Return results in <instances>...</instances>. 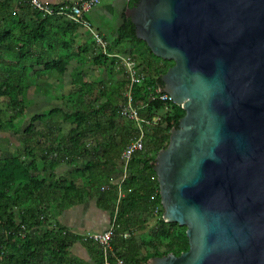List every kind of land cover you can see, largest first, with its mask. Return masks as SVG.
<instances>
[{
    "label": "trees",
    "instance_id": "obj_1",
    "mask_svg": "<svg viewBox=\"0 0 264 264\" xmlns=\"http://www.w3.org/2000/svg\"><path fill=\"white\" fill-rule=\"evenodd\" d=\"M135 1L130 0L128 6ZM72 4L50 6L56 14L43 15L32 7L31 0H0V132L20 134L22 145L16 153L0 157V264H103L95 244L82 242L81 235L57 221L61 211L83 203L85 197L95 199L98 208L110 211L115 218L113 251L125 264H148L151 258L170 253L179 256L189 249L187 228L164 221L153 162L158 152L167 147L171 131L185 112L174 102L159 100L163 89L161 76L173 61L156 57L145 42L138 40L130 19L123 21L115 35L116 43L127 42L134 50V46H139L137 54H126L145 74V79L132 87L144 129V149L132 155L128 174L118 185L111 183L107 172L116 169L118 162L122 169L124 149L138 133L134 122L128 121L126 127L118 125L119 120H124L120 106L129 85L125 74L109 89L103 81L81 83L76 97L68 99L73 102L70 112L52 108L33 115L22 126L21 116L28 105L26 95L41 75L36 67H42L44 73L62 76L72 61L83 63L89 51L85 47L75 56L69 50L68 36L79 25L59 13L68 12ZM57 17L62 19L60 25L54 23ZM89 46H95L94 42ZM37 49L45 50L47 55L36 54ZM56 49L59 54L53 55ZM108 52L114 54L110 46ZM157 59L162 63H156ZM90 62L110 71L116 66L115 59L102 53H95ZM57 113L58 118L71 125L67 134L55 138L54 147L39 152L31 149L28 142L34 136V123ZM54 127L60 129L57 124ZM88 141L91 147L86 145ZM76 157L87 160L70 173L71 177L56 174L61 165L72 166ZM119 189L123 194L120 199ZM158 208L161 212L145 240L137 243L122 238L124 233L132 234L135 226L147 224L146 219L137 220V216L153 217ZM77 241L85 245L92 262L71 253ZM142 248L152 251L141 255ZM160 248L164 250L159 251Z\"/></svg>",
    "mask_w": 264,
    "mask_h": 264
},
{
    "label": "water",
    "instance_id": "obj_2",
    "mask_svg": "<svg viewBox=\"0 0 264 264\" xmlns=\"http://www.w3.org/2000/svg\"><path fill=\"white\" fill-rule=\"evenodd\" d=\"M126 16L173 61L162 91L185 112L153 170L189 249L148 264H264V0H136Z\"/></svg>",
    "mask_w": 264,
    "mask_h": 264
},
{
    "label": "rangeland",
    "instance_id": "obj_3",
    "mask_svg": "<svg viewBox=\"0 0 264 264\" xmlns=\"http://www.w3.org/2000/svg\"><path fill=\"white\" fill-rule=\"evenodd\" d=\"M101 4H104L105 0H100ZM120 46L122 50H124L125 54L132 52L133 54H137L139 46H134L135 50L133 49V45L127 42L123 43H115L114 47ZM144 46V45H142ZM141 46V47H142ZM120 49V50H121ZM133 49V51H132ZM143 49V47H142ZM92 54H86L84 58L83 65L81 66V70L75 67V64L72 62L69 65V69L66 74L59 76L58 74H50L46 73V81H43L42 87L40 84L35 85V87H30L26 98H31L34 95V100L27 105V108L24 114L21 116L23 118L22 126L28 124L29 119L31 116L39 113H46L52 108H61L64 112H70L72 110L73 102L69 101V97L75 98L76 92L79 89V86L83 82H89L95 84L98 81H103L106 87L109 89V86L114 85L119 80L123 78V75L120 74L116 68L113 71H110L108 68H96L90 62ZM157 63H162L160 60H155ZM117 66V65H116ZM112 70V69H111ZM79 72V74H78ZM96 85L93 87V95L97 93V89H95ZM37 88V89H36ZM95 89V90H94ZM36 94V95H35ZM39 94L42 95L38 96ZM72 95V96H70ZM30 100V99H29ZM31 102V101H30ZM3 108V107H2ZM162 114V112H159ZM59 114H54L50 117L44 118L42 121L34 123V130H37L38 134L40 135L39 146L41 149H48L49 147L55 146V138L58 139L61 136L67 134L68 130L71 128V125L67 122L62 121V117L58 118ZM5 120L8 119V115L4 117ZM57 124L60 126V131L57 130V127L54 125ZM118 125L122 127H126L128 125L127 120H119ZM20 134H12L9 131L0 132V157L5 156L8 154L16 153L18 148H22L21 141H20ZM150 150V147H147ZM84 159V158H82ZM76 161V160H75ZM82 160H77L75 164H80ZM122 162V161H121ZM119 162L116 164L115 168H110L107 172L109 173V179L112 184H119L124 176V169L120 168L121 165H118ZM123 164V163H122ZM80 166V165H79ZM128 174V170H127ZM80 182V181H79ZM103 182H101L102 184ZM161 212V208H158L153 217H146L145 215L137 216V220L146 219L147 224L141 227H134L132 234H128V239H132L137 243H141L142 240H145L151 230L152 227L156 224L157 215ZM124 235V234H122ZM124 239V237L122 236ZM164 250V248H160L159 251ZM152 249L150 248H142L140 251L141 255H144L146 252H151Z\"/></svg>",
    "mask_w": 264,
    "mask_h": 264
},
{
    "label": "crops",
    "instance_id": "obj_4",
    "mask_svg": "<svg viewBox=\"0 0 264 264\" xmlns=\"http://www.w3.org/2000/svg\"><path fill=\"white\" fill-rule=\"evenodd\" d=\"M42 3L48 4L50 6L60 5L65 2H76L78 0H40ZM128 3L126 0H105L104 4H101V2L91 9L89 12L85 13V18L92 24V26L97 30V32L105 38V40L108 42V45L113 50L114 53H117L121 48L118 45L117 47H114V44L116 43V31L117 28L123 23L125 19H128L126 16L127 8H129ZM54 23L57 25H60L62 23V19L57 17L54 19ZM69 40H71V47L69 50L76 56L79 54V51L85 47L89 48V51L87 54L93 55L96 53L95 46H89L90 43H92L93 39L89 36L88 32L83 29L82 27H77L75 31L69 34ZM122 50V49H121ZM36 54H45V50L37 49ZM58 49H56L55 52H53V55H58ZM86 57V55H85ZM84 57V58H85ZM92 58V57H91ZM75 64V67L79 70H81V66L83 65L81 62H78L76 60L72 61ZM71 62V63H72ZM92 64V63H91ZM115 68L120 71V74L124 75V72L122 69L115 66ZM36 70L40 71V76L37 79V84L44 83L43 81H46V73L42 71V67H36ZM42 87V84H40ZM32 86L35 87L32 83ZM36 95V94H35ZM38 96H41L39 94ZM34 95H32L31 98H27V102H32L34 100ZM31 101V102H30ZM32 117V116H31ZM33 138L29 140V145L31 149L36 150L39 152L40 148L37 146L38 139L40 138V135L38 134L37 130L33 131ZM88 143H91V141H88ZM91 147V146H88ZM84 157H76L75 160H82L80 164H75L76 161L74 160L72 166L68 165H61L57 170L56 174L60 176H67L68 178L71 177L70 173L77 168V166L82 165L86 162V158L82 159ZM41 165L38 164V168H40ZM57 221L62 226L68 228L71 232H73L76 235H82L84 233H90V232H100L106 230L111 221H112V214L110 211L102 210L97 207L95 199H88L85 197L84 202L81 204L73 205L71 207L66 208L65 210L61 211L57 215ZM71 253L75 255L76 257L86 261V262H92L91 256L89 255L85 245L77 241L73 246L71 247Z\"/></svg>",
    "mask_w": 264,
    "mask_h": 264
},
{
    "label": "built area",
    "instance_id": "obj_5",
    "mask_svg": "<svg viewBox=\"0 0 264 264\" xmlns=\"http://www.w3.org/2000/svg\"><path fill=\"white\" fill-rule=\"evenodd\" d=\"M129 2L130 0H126ZM100 3V0H78L73 2L68 12H61L59 15H63L67 19L71 20L75 24L85 29L89 36L93 39L95 44L96 53H102L105 56L115 59V63L118 68L122 69L126 79L128 81V89L124 92V100L120 106V114L124 120L134 122L137 126L138 133L135 138L131 139L127 147L124 149L122 155V163L124 169L125 178L128 170V164L132 155L136 152L144 149V129L140 124L139 109L134 104L132 95V87L135 84L142 82L145 79V74L138 66L137 62L128 54H110L108 52V42L103 36H101L92 24L85 18V13L96 7ZM32 7L40 11L43 15L56 14L50 5L42 3L40 0H31ZM161 91L158 90V93ZM159 100L163 102H173L170 96L163 91L158 96ZM154 99V97L152 98ZM87 146H92V143H88ZM121 180V181H122ZM123 197L121 190L119 189V199ZM115 237V218L112 219L109 227L104 231L84 233L81 235L82 242H92L95 244L102 255L103 264H111V260H114V264H125L124 261L117 257L113 251V240ZM124 238L128 237L127 233H124Z\"/></svg>",
    "mask_w": 264,
    "mask_h": 264
}]
</instances>
